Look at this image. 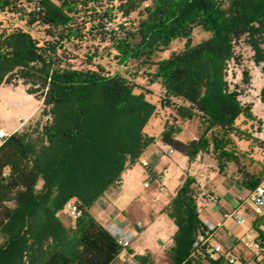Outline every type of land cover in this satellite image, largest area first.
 <instances>
[{
	"label": "trees",
	"instance_id": "1",
	"mask_svg": "<svg viewBox=\"0 0 264 264\" xmlns=\"http://www.w3.org/2000/svg\"><path fill=\"white\" fill-rule=\"evenodd\" d=\"M146 1L150 4L143 7ZM135 12V30L110 27L119 15L126 19ZM0 17L7 23V29L0 32V84L17 85L15 78L25 86L41 85L42 104L48 106L50 117L41 129L13 132L0 144V232L14 219L15 208L27 205L35 196L42 177L45 191L38 194V203L46 208L41 213L44 225L36 224L40 219L33 226L26 222L24 230L32 229L22 239L23 248L10 252L22 254L18 260L22 264L31 251L28 262L37 264H110L119 245L105 226L89 215L88 207L120 180L127 160L133 163L152 142L143 138L142 127L154 109L142 92H135L139 84L121 72V67L129 61H137L139 66L154 64L152 75L160 81L162 105L172 108L174 121L196 118L210 127L207 132L215 128L225 136L233 134L235 120L249 108H243L238 94L228 89L226 66L233 59V43L243 38L253 50L255 64L264 61V0H118L117 4L113 0H0ZM197 28L210 36L193 44L191 35ZM177 38L185 39L181 50L152 62L153 55L165 51ZM106 40L115 50L114 70L96 63L76 67L73 60L77 56H67L71 50H90L89 42L94 45ZM96 52L85 55L91 61ZM243 76L247 79L248 71L244 70ZM26 90L33 95L39 91ZM260 100L264 104V89ZM180 130L179 123H167L158 138L189 159L208 149L209 138L183 141L176 136ZM102 132L107 147H111L108 140L122 137L119 146L112 148L113 162L105 161L108 172L93 189L66 186L60 202L50 210L61 167L68 166L69 150L83 142H99ZM211 137L219 155L232 157L220 138ZM235 162L239 164L237 158ZM191 181L177 191L168 209L177 226L172 254L175 264L188 257L201 225L195 195L190 193ZM71 197L78 198L84 208L75 220V230L62 231L60 238L44 247L45 239L58 233L52 228L55 213ZM38 227L43 228V235L35 241L32 230Z\"/></svg>",
	"mask_w": 264,
	"mask_h": 264
},
{
	"label": "rangeland",
	"instance_id": "2",
	"mask_svg": "<svg viewBox=\"0 0 264 264\" xmlns=\"http://www.w3.org/2000/svg\"><path fill=\"white\" fill-rule=\"evenodd\" d=\"M112 1V0H109ZM115 4L118 3V0H113ZM150 4V1H146L142 6H147ZM138 12L131 14L128 18L123 19L120 15L116 18L115 23H112L110 27L117 28L122 25L125 28H130L135 30L137 27V19ZM7 29V23L0 17V32L1 30ZM192 43L196 44L200 42L202 39L208 38L210 36L209 32L203 31L200 28H197L192 33ZM185 39L177 38L173 40L167 49L162 52H158L152 56V62H156L160 59L166 58L169 54L176 50H181L184 47ZM110 42L106 40L104 43H88V46H91L90 50L83 51L82 53L76 51H69V57L77 56V60H73V64L76 67L87 68L90 67L91 64H100L103 68L107 70H114L117 68V61L114 58L115 50L110 48ZM96 50L97 52L93 55L92 59L89 61L85 54H91ZM110 52V53H109ZM88 61L90 63H88ZM92 62V63H91ZM95 66V65H93ZM156 66L152 63L147 65H140L137 61H129L126 66L121 67V72H123L126 76L131 78L133 81L139 84V87L135 89V92H142L144 98L148 100V102L154 104V109L148 115L145 124L142 127V133L144 134V139H150L151 144H155L156 140L160 132L162 131L165 124H178L179 119L174 121L176 117L175 112L172 108L164 107L162 105L163 92L160 87V81L153 79L152 73L155 71ZM264 68V61L259 65L255 64L253 61V50L248 45L246 38L236 40L233 43V59H230L226 66L225 71V80L227 82L228 89L230 91H234L238 94V100L243 108H249L248 112H245L243 115H240L234 122V127L236 128L235 133L224 135L221 130L212 128L211 131L207 132L210 127L206 123L202 122H185L181 126V131L177 135L178 139L183 141H187L192 135L198 136V138L206 137L209 138V147L207 150H201V153H208L211 156H219V149L215 148L212 145L213 138L212 134L220 138L221 142H224V148L231 154H236L238 156L239 165L245 168L248 171H254L259 168V165L264 161V153H262L258 148L252 145L257 144L256 139L262 138L264 135V104L260 100L261 91L264 89V72L262 70ZM248 71V78L245 79L243 76V71ZM13 82L21 83V81H17V79L13 78ZM25 88H37L39 91L35 96H37L40 100V108L35 117L29 121H27L23 125V131L29 132L35 128L38 130L41 129L46 123L49 122L50 117L47 115L48 106L42 104V96L44 92L40 89L41 85H23ZM16 120V118H15ZM175 122V123H174ZM258 127V132L254 134L255 130L252 129L253 126ZM102 126V125H100ZM102 128V127H101ZM262 135V137H261ZM100 138L99 142L90 141L83 142L82 144L72 148L69 150L68 154V166L62 168L60 170V176L57 184L55 185L54 194L51 196V206L50 210L58 204L63 196L62 189L66 186H75L77 188L84 189H93L97 183L101 182L104 178L105 172H108L107 166L104 167L105 161L113 162V153L114 150L112 148L119 146V139L122 137H118L119 139H111L108 142L111 143V147H107L103 144L102 139L104 138L103 132L98 136ZM126 148L128 146H125ZM145 147V149H146ZM249 154V158L248 155ZM143 161H147L150 163L155 169L159 171L162 169L166 170V173L163 176V184L166 187L165 192L155 193L154 196H149L151 189H146L143 185L144 181L148 177L145 166L142 164ZM226 163V168L223 166L219 169H224L227 173L234 172V177L236 176V165L234 159H229L228 161L224 159ZM130 169H126L129 168ZM219 166L214 164V168H218ZM126 169V170H125ZM124 171L121 173L122 180H125V185L131 186L132 189L138 193L147 194L149 199L154 201L156 200L160 194L170 195L187 185V180L191 181L189 186L191 189V196L194 197L198 190V185L204 186L203 182L195 181V177L192 176L190 170L188 168V164H183L178 166L174 161L169 159V157L162 151H142L134 160L133 163L130 160H127ZM110 170V168H109ZM196 176V175H195ZM238 176V175H237ZM237 179V183L242 186L243 176H239ZM119 181V180H117ZM44 181L43 178L40 177L36 189L35 196L30 199L27 205L20 206L15 208V216L14 219L6 226L4 230L0 232V263L1 264H22L18 262L19 258L22 254H14L11 251L19 252L20 249L23 248V240L25 236L27 237L29 234V230L31 231V227L28 228L27 231L24 230L26 222L30 224V226L35 225L36 220H41L42 214L46 212L45 205L40 202V196L38 194L45 191L44 189ZM113 184V183H112ZM111 185V184H110ZM110 185L104 190L111 189ZM243 187V193L246 194L247 189ZM127 190V188H126ZM68 200L80 202V200L76 197H71ZM195 200L196 211L198 212V216L200 219H204L209 217L210 219H216L209 209L205 206L198 205L197 199ZM95 202V201H94ZM40 206H39V205ZM93 204V203H92ZM92 204L88 207V213L92 217H94L89 210ZM135 204L133 203L128 207L129 203H127V210H129L130 214L133 216H138V213L135 212ZM220 205L228 207V204H225V200L221 199ZM38 206V207H37ZM249 210H248V209ZM48 210V209H47ZM247 217L250 215V204H245L242 210H240ZM55 223L52 225V228L58 230L56 235L49 236L44 242V247H46L49 243H54V240L60 238V234L62 231L65 233H70L76 228V222L72 221L66 213V209L64 205L62 208L57 210L55 213ZM201 220V221H202ZM36 223L40 225H44L42 223ZM227 228H229L235 234L241 235L245 231V226L236 224L235 222L228 221L226 223ZM45 227H50V225H46ZM162 232L167 235H171L173 233V228L162 226L160 229ZM34 232V239L37 241L43 235V228L38 227L32 230ZM158 233V232H157ZM156 234V233H155ZM153 235L155 237L156 235ZM21 239V240H20ZM25 240V239H24ZM22 243V244H21ZM9 247V249H7ZM5 250V251H4ZM22 251V250H21ZM7 252V253H6ZM9 252V253H8ZM33 252V251H31ZM28 253L29 257H24V264H37L28 262L30 258H32L33 253ZM22 253V252H21ZM158 253V252H157ZM20 255V257H19ZM28 258V259H27ZM21 259V258H20Z\"/></svg>",
	"mask_w": 264,
	"mask_h": 264
},
{
	"label": "crops",
	"instance_id": "3",
	"mask_svg": "<svg viewBox=\"0 0 264 264\" xmlns=\"http://www.w3.org/2000/svg\"><path fill=\"white\" fill-rule=\"evenodd\" d=\"M39 108V98L28 93L22 84H0V129L6 132L5 137L13 132H20L23 130V125L35 117ZM185 122L200 121L196 118L187 121H179L180 126ZM252 129L255 130L254 134L258 132V127L255 125ZM178 134L179 133H177V135ZM4 138H0V144ZM191 139H198V136L192 135L188 140ZM256 142L257 144L252 145V147L255 146L264 153V135L262 138L256 139ZM166 146L168 145L163 144L158 138L155 144L146 147L144 151L151 152L157 150L163 152V149ZM224 150L227 151L226 148H224ZM247 156L249 158V154ZM168 157L178 164V166L188 164L190 173L196 179L195 181L204 183L203 187L202 185H198L195 199L204 191L210 195L219 196L220 200L224 199L225 204L231 206L235 202L234 197L243 193L242 186H244V188L250 187L255 180H261L264 178V161L259 162L261 163L259 168L254 171L245 170L244 167L241 168V166L239 164L237 165L235 162V177L233 171L227 173L226 171L223 172L224 169H219L222 166L223 168H226L227 165L224 162V159L227 161L230 158L234 159V161L236 158L238 159L236 154H232V157L227 158L223 155L211 156L206 152H199L193 159H189L187 156L174 151ZM143 162H146L149 166L154 168L147 161ZM215 162L219 166L218 168H214ZM130 168L131 166L126 169ZM155 170L158 171V169ZM241 174L243 176L242 186L237 183L236 179L241 176ZM155 193L158 192L150 191L149 196L151 195L152 197ZM140 195L141 196H139L131 186L125 185V180H122L120 177V184L118 187L109 188L103 192V194L92 204L89 210L94 218L104 225L105 228L108 222L115 220L125 228L133 230L135 235L131 242V249L138 254L139 258H143L147 261L148 264H175L172 256L174 247V242L172 240L175 237L177 226L168 214V209L172 199L176 196V190L169 196L166 194H160V196L154 201L150 200L147 194L140 193ZM127 203H129L128 207L133 203H136L135 212L138 213V216L130 214L129 210H127ZM212 205L210 204V206ZM212 214L217 218L219 217V212L217 211ZM138 221L142 222V227L137 226ZM170 224L173 228V233L171 235H167L160 230L162 226L169 228ZM154 234L156 235L155 237H153ZM110 264L124 263L123 259L117 255Z\"/></svg>",
	"mask_w": 264,
	"mask_h": 264
},
{
	"label": "built area",
	"instance_id": "4",
	"mask_svg": "<svg viewBox=\"0 0 264 264\" xmlns=\"http://www.w3.org/2000/svg\"><path fill=\"white\" fill-rule=\"evenodd\" d=\"M5 136L6 132L0 129V138ZM174 151L170 146L163 149L167 156ZM143 165L148 174L143 183L144 187L154 192H165L163 176L166 170L157 171L146 162ZM119 184L120 180L110 187L117 188ZM246 189V194L236 195L234 204L228 207L220 206L219 196L204 191L196 197L198 205L205 206L211 213L219 212V217H206L201 221L191 252L181 264H264V178ZM245 204H250L249 217L240 211ZM64 207L72 221L83 215L84 208L76 201L68 200ZM228 221L245 226V231L241 235L235 234L227 228ZM137 226L142 227V222L138 221ZM106 229L116 239L119 245L118 255L124 264H148L131 249L135 235L133 230L125 228L115 220L108 222Z\"/></svg>",
	"mask_w": 264,
	"mask_h": 264
}]
</instances>
